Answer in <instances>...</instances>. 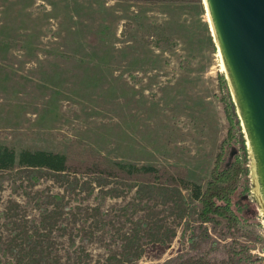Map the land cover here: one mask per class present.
Instances as JSON below:
<instances>
[{
    "label": "rangeland",
    "instance_id": "obj_1",
    "mask_svg": "<svg viewBox=\"0 0 264 264\" xmlns=\"http://www.w3.org/2000/svg\"><path fill=\"white\" fill-rule=\"evenodd\" d=\"M241 117L205 0H0V145L66 154L82 141L139 169L182 168L190 182L0 170V264H170L191 255L264 264L255 153L253 218L239 234L222 217L201 222L191 195L231 133L241 155L245 134L252 157ZM50 194L64 200L42 205Z\"/></svg>",
    "mask_w": 264,
    "mask_h": 264
},
{
    "label": "trees",
    "instance_id": "obj_2",
    "mask_svg": "<svg viewBox=\"0 0 264 264\" xmlns=\"http://www.w3.org/2000/svg\"><path fill=\"white\" fill-rule=\"evenodd\" d=\"M142 3H180V2H201L202 0H131ZM226 82V79H223ZM240 120V119H239ZM232 125L234 120L230 115ZM230 140L223 142V149L219 153V161L203 187L199 182L195 183L191 190V195L202 204L200 211L201 222L215 221L216 217H222L227 221L228 229L235 235L241 232V226L248 223L253 218L252 199V168L251 155L248 148L245 134L242 136L243 155L233 142L232 133ZM228 143H227V142ZM226 145V146H224ZM228 151V157L232 159L227 162L224 158V152ZM31 170H51L56 173L71 175L95 174L101 177H113L129 181H148L146 183L159 180L161 183H168L174 187H180V182L189 187L190 182L186 180V171L182 168L169 166L166 168H156L154 166H144L137 168L132 164L115 162L106 156H103L95 149H85L82 141H76L71 145L66 154L52 153L45 150H22L19 154L8 146L0 145V170L11 171L16 166ZM21 170V169H19ZM20 172V171H17ZM11 176L10 174H8ZM182 180V181H181ZM61 198L59 194L46 195L42 199V205L52 204L51 199ZM47 199L49 201H47ZM39 203V202H38ZM50 212L49 207L41 209L43 227L46 225L47 216ZM214 261L205 257L194 255L177 259L170 264H214Z\"/></svg>",
    "mask_w": 264,
    "mask_h": 264
},
{
    "label": "water",
    "instance_id": "obj_3",
    "mask_svg": "<svg viewBox=\"0 0 264 264\" xmlns=\"http://www.w3.org/2000/svg\"><path fill=\"white\" fill-rule=\"evenodd\" d=\"M264 184V0H208Z\"/></svg>",
    "mask_w": 264,
    "mask_h": 264
},
{
    "label": "bare ground",
    "instance_id": "obj_4",
    "mask_svg": "<svg viewBox=\"0 0 264 264\" xmlns=\"http://www.w3.org/2000/svg\"><path fill=\"white\" fill-rule=\"evenodd\" d=\"M205 3L207 5V11H208V15H209V20L210 22L212 23V29H214L213 27V20H212V17H211V12H210V9H209V3H208V0H205Z\"/></svg>",
    "mask_w": 264,
    "mask_h": 264
},
{
    "label": "crops",
    "instance_id": "obj_5",
    "mask_svg": "<svg viewBox=\"0 0 264 264\" xmlns=\"http://www.w3.org/2000/svg\"><path fill=\"white\" fill-rule=\"evenodd\" d=\"M133 4V3H132Z\"/></svg>",
    "mask_w": 264,
    "mask_h": 264
}]
</instances>
